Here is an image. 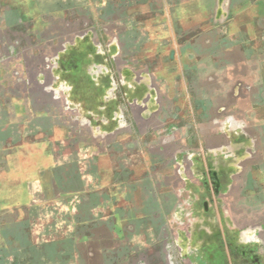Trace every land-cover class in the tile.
Returning a JSON list of instances; mask_svg holds the SVG:
<instances>
[{"label":"crops","instance_id":"0c3cea01","mask_svg":"<svg viewBox=\"0 0 264 264\" xmlns=\"http://www.w3.org/2000/svg\"><path fill=\"white\" fill-rule=\"evenodd\" d=\"M82 12L95 39L83 60L109 67L92 76L108 83L104 118L64 116L78 85L53 81L51 65L67 48L54 45L51 56L53 45L30 42L36 30L22 20ZM148 81L154 112L108 106L115 84L126 97L128 82ZM139 96L149 97L145 88ZM50 97L65 99L53 110L63 115H53ZM3 102L0 161L11 163L10 193L17 194L8 203L73 211L72 239L93 245L98 264L264 259V0H0ZM228 113L237 114L235 123L224 120ZM241 118L250 123L237 124ZM223 145L254 157L221 171L216 194L209 160L212 147Z\"/></svg>","mask_w":264,"mask_h":264},{"label":"rangeland","instance_id":"374dc122","mask_svg":"<svg viewBox=\"0 0 264 264\" xmlns=\"http://www.w3.org/2000/svg\"><path fill=\"white\" fill-rule=\"evenodd\" d=\"M20 4L25 13L28 14V17H31L34 12L30 9L28 3L24 1V3L20 2ZM22 20L25 22L28 20L29 27H33V29L36 30L35 34L30 35V42H35L36 45L50 42L51 45H53L51 56L54 53V48L58 47L54 45L64 44V47L67 48L65 55L60 56V52L57 51L52 57L51 65V70L56 78L53 79V81L61 78L66 79L71 88H76L78 85V87L74 89V91L77 90V96L75 97L73 95L75 104L73 102H70L71 104L69 105L67 104L66 113H64L66 115L64 116H70L72 118V116L77 113H90L98 118H104L106 116V109L104 107L106 106H104L105 101L102 100L101 94L103 90H107L103 87L108 83L104 81H93L92 76L99 78L102 74L106 75V72H109V67L102 65L103 60L101 62L98 60L99 62H97L95 66L89 65L88 60L87 62L83 60V58L92 56V51L89 50L88 46H85L86 42L90 43L95 40L93 34L87 32L91 23L89 16L82 12L78 15H76V13H71L65 16L53 14L45 20L42 18L34 19V17L29 19L23 18ZM28 25L25 23V26ZM99 36L103 38L101 33ZM99 40L102 41L104 39ZM45 51L47 54V48ZM100 57L104 56L95 55L93 58L101 59ZM76 61H79L78 63L80 64L77 74L82 75V78L81 76H75V67L73 63H76ZM37 64H39L38 60L36 61V65ZM256 83L260 84L259 82H241L238 85H240V87L244 85L246 88H251V85L257 86ZM150 84V81H148L145 86L142 84L141 87L134 82H128L126 97L124 96L125 92L123 88L115 84V93L117 97L114 98L113 101L111 97H108V106H118L124 110L125 105L127 107L130 105L138 111L147 108V112H154L157 99L156 97H151L149 94L150 91H153ZM54 86L53 90L60 89L57 85ZM140 88L146 89L149 96L148 98H141L139 96ZM58 95L59 93L57 96ZM92 95L94 97L90 98ZM236 99V97L228 99L229 101L233 100V103L229 105V109L233 107L231 105L236 104ZM57 100L59 102H57L54 97H50L44 101L51 105L53 112L55 109H60L65 99H61L60 102V97H58ZM69 100L70 99H67V101ZM45 102L41 101L40 105L44 106ZM0 105L6 106L7 104L3 102L0 103ZM130 109L126 110V112L129 111L133 115ZM55 113L53 112V115H63V110L60 114ZM150 115H154V113ZM187 116L188 115H186V117ZM195 116L196 121H202L201 114H196ZM223 117L224 120L229 122L233 121L235 123L234 118L237 117V114L228 113L224 114ZM240 123H242L244 127V125L250 123V119H238L237 124ZM227 148L223 145L221 147L213 146L211 149V157L209 160L212 175L211 181L213 191L216 194H219L220 186L225 182L224 178L220 176L221 171L224 172L241 163L245 164L254 157L252 152L242 154L239 157V152L237 150L231 147ZM208 158L207 156L206 159ZM10 169V162L6 163L4 160L0 161V264H98L100 258L93 256V245L76 243L72 239V234L75 233V218L73 211L59 209L56 206L49 207L45 210L38 208L32 209L19 205L13 206L8 203L12 196H17V194L10 193V189L12 190V188L9 187L10 182L15 179V175ZM20 186L23 185L20 184ZM24 188L25 189H22H27L26 186H24ZM16 190L18 191L19 189ZM253 262H255V264H264V259L262 260L260 257L256 256ZM248 263L251 264V261Z\"/></svg>","mask_w":264,"mask_h":264},{"label":"flooded vegetation","instance_id":"af4514ba","mask_svg":"<svg viewBox=\"0 0 264 264\" xmlns=\"http://www.w3.org/2000/svg\"><path fill=\"white\" fill-rule=\"evenodd\" d=\"M245 257H246V258H244V260H249V261H251V264H252L253 261H255V258H256L255 256H254V258H249L248 255H247L246 253H245ZM253 264H255V262H253Z\"/></svg>","mask_w":264,"mask_h":264}]
</instances>
